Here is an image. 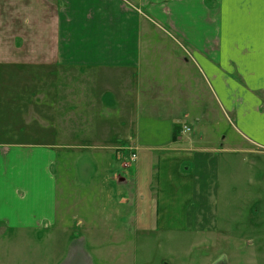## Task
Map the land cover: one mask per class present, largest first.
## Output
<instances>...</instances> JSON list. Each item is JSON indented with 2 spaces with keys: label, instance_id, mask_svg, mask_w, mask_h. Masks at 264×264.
<instances>
[{
  "label": "crops",
  "instance_id": "0c3cea01",
  "mask_svg": "<svg viewBox=\"0 0 264 264\" xmlns=\"http://www.w3.org/2000/svg\"><path fill=\"white\" fill-rule=\"evenodd\" d=\"M5 2L0 4V36L15 38L12 44L0 43V63L22 64L25 71L14 76L11 87H0V264H91L87 245L97 244L119 245L115 254L121 264H135L134 256L124 255V245L131 236L139 240L140 233L145 243L157 233L168 242L224 233L223 258L215 259L219 252L212 250L206 264H234L241 252L253 254L236 246L248 238L264 243V0H51L52 10L43 0H19L14 7ZM156 28L178 46L169 45L170 62L184 54V67L198 75L199 93L206 90L217 113L231 119L229 143L204 128L196 129L197 136L175 139L191 110L180 103L193 98L197 103L204 94L180 91L178 82L185 85L187 78L178 79L172 71L157 81L161 61L150 58L148 42ZM66 70L125 71L139 85L128 108L116 91L100 97L123 118L129 158L125 163L112 157L120 162L116 176L99 171L94 189L92 177L79 189L86 222L78 234L71 221L75 208L68 202L60 206V197L77 193L73 176L65 175L49 150L46 171L38 173L44 149L76 145L69 134L64 135L67 143H55L61 140L55 133L78 127L75 109L67 113L53 105V99L67 97L60 87ZM142 83L147 91L141 92ZM29 94L42 102H31ZM44 99L51 106L45 107ZM142 128L146 136L141 140L136 133ZM235 161L245 167L240 179ZM107 213L109 220L102 221ZM126 219L136 234L126 232L125 224L118 226Z\"/></svg>",
  "mask_w": 264,
  "mask_h": 264
},
{
  "label": "rangeland",
  "instance_id": "374dc122",
  "mask_svg": "<svg viewBox=\"0 0 264 264\" xmlns=\"http://www.w3.org/2000/svg\"><path fill=\"white\" fill-rule=\"evenodd\" d=\"M5 1L12 2L11 6L14 7L16 5L18 6L19 0H1L0 4L3 5L2 3H6ZM35 1L36 0H28L29 3ZM43 2L46 8L52 10L51 0H43ZM30 5L31 4H29V6ZM14 38L15 37L11 36V40L6 35L0 36V43L5 45H7L8 43L12 44V42H14ZM148 42L150 46V58L153 57L156 58V60L161 61L160 63L162 67L155 69V71H157L158 73L156 77L158 82L162 80L163 72L172 71L175 72V76H177L178 79L181 76H186L187 78L185 85L182 81L178 82L180 91L186 92L185 94H187L188 96L192 92L194 95L196 93L201 96L204 94L203 100L197 101V103L194 98L186 99V102H184L183 100L180 103L181 107L183 108L189 109L191 107V110L189 109L191 112L189 111L186 115L185 120H183V126H180V130L175 134V139L180 136L184 128L188 129L189 133L184 134V136H182V139L187 138V136H197L199 135V133L196 131V129L204 128L207 129L208 135L210 137H214V139L218 138L219 140L226 138L227 142L229 143V141H231V134L228 130V125L232 123V121L230 118L228 119L227 117H223L222 115L217 113L215 105L210 99H208L206 90L204 91V93L202 92V94H200L201 90L199 88V82L196 78L198 77V75L195 69L193 67H184L182 63L184 54L179 55V61L177 60L174 62H170V46L175 45L178 48L173 38H170L166 34V32L162 30V28H156L154 34L149 36ZM154 47H157L156 53L151 52L152 48L154 49ZM5 59L6 57H4L3 61ZM5 62L0 63V87L2 89L3 87H5V84L11 87L10 82L15 79L14 76L19 75L21 71H25V67H23L22 64H5ZM163 64L168 66L164 67ZM173 66L174 68H172ZM28 70L31 69L28 68ZM144 70L146 71L148 69ZM61 76L64 77V79L61 80L60 85L61 94H67V97L60 101H56L57 99H53V105L54 108H63V110L67 113L75 109L76 113L79 114H76L77 116L75 117L76 122L78 123V127L76 132L55 133L58 134L59 138L61 139L60 141L56 140L55 143H67V141H65L64 139V135L69 134L74 135L72 142L76 143V145L74 147L63 146L57 149H44L43 152H40L44 162L38 166V173H41L42 170L46 171V159L48 158V152L46 150H49L53 157H58V159H60V167L61 170L66 173L65 175L70 174L71 176H73L74 187L75 189H77V193H74V195L69 197V199L60 197V206L65 205V203L68 202V205H70V207H72L73 209L75 208V212L73 216H71V221L72 218H74L72 222L74 225V230L78 234L83 232L85 228L84 223L86 222L82 212L83 196L81 195V192H79L81 191L79 189H84V183L86 181H89V178L91 177L94 178L91 184V188L94 189L100 181V177H98V174H96L99 171L108 170L110 174L116 176L117 168L120 166V162L111 160L112 157H122L123 159L121 160L125 163V160L129 158V153H127L128 151H126V147L123 144L124 137L123 134H121V128L123 127V118L121 115H118L117 110H109L111 108L109 106H105V101L103 105V101L100 100V97L105 92L116 91L119 93V96L123 98V102L125 103V106L127 105L128 108L132 90L134 88L138 89L139 85L138 83H136V76L134 77L129 72L125 71L95 70L81 72V74H75L72 71L66 70L61 72ZM149 77L153 78L152 74ZM163 78L166 79L165 77ZM150 86L153 85L150 84ZM148 88L149 87L147 84L142 83V85H140V90L142 89L141 92L147 91ZM31 96L33 98L31 102H42L41 100L36 99L35 95L29 94V97ZM74 96L75 101L71 102V98H73ZM48 101L49 100L44 99L43 105L45 104V107L51 106V104H47ZM142 103L143 101H141V104ZM68 117L72 116L70 115ZM66 118L67 117H65V119ZM88 128L90 130H88ZM145 132L146 130L142 128V130L138 131V133L136 134H138L140 136V139L142 140L146 136ZM45 135H48L49 137L51 133L48 132ZM65 138L67 140V137ZM262 152L264 153V150ZM68 158H71L70 163L68 162ZM103 159H105V162H103ZM53 169L55 168H53L52 166V168H50V170L48 171L52 172ZM235 169L237 178H242V175L245 172L244 165H241L237 161H235ZM251 171L252 176L256 177L254 168ZM45 178L46 177L44 176L42 186H44V192H47L50 188V184ZM246 182H250V180ZM239 183L241 184V186H243L244 179ZM47 198L48 197L45 196L44 200L46 201ZM260 217L262 223H264V212L261 213ZM107 220H109V213L106 214V218L102 221ZM258 221H260L259 217H257L256 220L252 222L253 227H257L256 225ZM123 224H125L126 232L130 231L132 234H136L135 227L130 222V219H128L126 223L118 222V226ZM257 232L258 231H253V235H255V233ZM138 235L139 240L134 239L131 236L129 240L130 243L124 245V255L130 257L134 256L135 264H206L211 259L210 257H213L212 250L216 249L218 251H215L219 252L215 259H219L220 256V259H222L224 256V254L222 253H224V250L226 248V245L223 244L224 233H219L215 234V236L213 237L211 236L209 238H204L203 241L201 238L194 237L189 238L188 240H182L180 238L174 237L169 240V242L167 239L157 233L150 235L151 239L148 243H145L143 241L145 239L143 238L145 237V235H142V233ZM251 239L248 238L246 241H244V243L237 244L236 246L239 247L240 250L245 247L247 249L250 248L249 250L253 252V254L250 252V255H246L248 254L246 252L245 255H243V253L241 252V255H239L238 259H233L232 262L234 264H264V243L255 242L254 244H252V241H250ZM220 240L222 242L218 243V241ZM118 246L115 244L87 245L86 250L87 254L89 255L91 264H121L120 255L115 254L120 251V248H117ZM202 247H204V249H200ZM206 247L207 251H201L206 250ZM239 249L238 251H240ZM208 254L209 256L206 257ZM223 261L225 260H220L218 262L220 263ZM124 264H132V261H124Z\"/></svg>",
  "mask_w": 264,
  "mask_h": 264
},
{
  "label": "built area",
  "instance_id": "2783aa9c",
  "mask_svg": "<svg viewBox=\"0 0 264 264\" xmlns=\"http://www.w3.org/2000/svg\"><path fill=\"white\" fill-rule=\"evenodd\" d=\"M186 133H189V130L188 129H183V132H181L180 136L177 138L178 140H181L182 139V136H184V134ZM135 160V156L134 155H131V161H134Z\"/></svg>",
  "mask_w": 264,
  "mask_h": 264
},
{
  "label": "trees",
  "instance_id": "16d2710c",
  "mask_svg": "<svg viewBox=\"0 0 264 264\" xmlns=\"http://www.w3.org/2000/svg\"><path fill=\"white\" fill-rule=\"evenodd\" d=\"M176 134V133H175ZM175 136V135H174Z\"/></svg>",
  "mask_w": 264,
  "mask_h": 264
}]
</instances>
